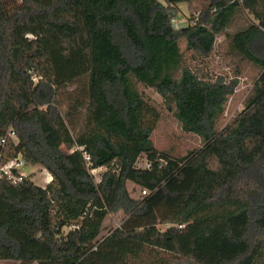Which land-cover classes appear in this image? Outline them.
Instances as JSON below:
<instances>
[{
	"label": "trees",
	"instance_id": "16d2710c",
	"mask_svg": "<svg viewBox=\"0 0 264 264\" xmlns=\"http://www.w3.org/2000/svg\"><path fill=\"white\" fill-rule=\"evenodd\" d=\"M192 1L0 0V139L15 134L0 165L21 159L51 175L44 188L0 180V261L264 264V0H208L204 18L174 28L178 4ZM241 11L253 22L226 39L260 74L224 126L238 82L203 77L181 44L209 58ZM140 87L203 146L158 151L162 112Z\"/></svg>",
	"mask_w": 264,
	"mask_h": 264
},
{
	"label": "rangeland",
	"instance_id": "374dc122",
	"mask_svg": "<svg viewBox=\"0 0 264 264\" xmlns=\"http://www.w3.org/2000/svg\"><path fill=\"white\" fill-rule=\"evenodd\" d=\"M164 1V0H160ZM209 7L208 0H194L192 2L180 3L177 6L178 16L176 20L180 27H186L191 21L205 17L207 8ZM253 18L247 12H238L224 35L217 37L216 45L213 54L209 58H202L193 52L186 51V46L182 43L181 50L195 71L203 77L215 79L216 76L224 75L230 80L238 82V87L227 103L226 111L223 117V125H230L235 118L243 111L244 103L247 97L253 90V87L259 77V69L251 63L240 59L231 50V41L227 40L229 36L245 29L250 24ZM72 87L70 91L74 90ZM144 94L153 100L162 112V120L158 128L152 135V141L158 151L166 152L174 158L187 155L190 151L198 150L203 146L201 138L183 132L181 125L175 118L173 110H170L165 104L163 98L154 90L145 87H140ZM83 125V120L78 123L77 135L79 129ZM146 156H142L138 162V167L147 168ZM109 171L107 168H101L92 172L95 182L101 183L104 174ZM21 172L38 187H46L51 181V175L42 167L26 164L21 168ZM127 189L130 196L134 199H141L144 196V191L132 183L127 184ZM125 215L122 211L118 213H110L107 217L102 236H106L109 232L120 227L124 221ZM162 229H166L161 226ZM68 229H66L67 231ZM0 264H15L12 261H0Z\"/></svg>",
	"mask_w": 264,
	"mask_h": 264
},
{
	"label": "built area",
	"instance_id": "2783aa9c",
	"mask_svg": "<svg viewBox=\"0 0 264 264\" xmlns=\"http://www.w3.org/2000/svg\"><path fill=\"white\" fill-rule=\"evenodd\" d=\"M172 23L174 28H181L176 19H174ZM8 136L15 138V134L13 132H9ZM7 137L0 139V161L3 156V150L6 145ZM25 165L26 164L21 159H14L4 165H0V180L3 178H7L12 181V183L20 182L21 180L26 178V176L21 172V168ZM143 194H145V192Z\"/></svg>",
	"mask_w": 264,
	"mask_h": 264
}]
</instances>
